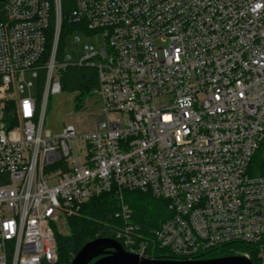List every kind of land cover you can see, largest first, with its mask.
Here are the masks:
<instances>
[{
	"label": "built area",
	"instance_id": "built-area-1",
	"mask_svg": "<svg viewBox=\"0 0 264 264\" xmlns=\"http://www.w3.org/2000/svg\"><path fill=\"white\" fill-rule=\"evenodd\" d=\"M67 5L80 32L105 38L77 60L58 57L63 0H6L0 11V264H61L57 230L112 191L128 251L192 260L239 242L251 248L234 255L264 264V175L251 170L264 142V0ZM70 65L97 70L103 115L54 134L48 104ZM126 190L168 202L152 241Z\"/></svg>",
	"mask_w": 264,
	"mask_h": 264
},
{
	"label": "trees",
	"instance_id": "trees-1",
	"mask_svg": "<svg viewBox=\"0 0 264 264\" xmlns=\"http://www.w3.org/2000/svg\"><path fill=\"white\" fill-rule=\"evenodd\" d=\"M70 0H63L64 15L63 27L61 33V41L58 50V57H61L65 52L66 37L79 27L68 21ZM3 7V2H0V11ZM52 36L53 21L51 22ZM51 43L48 44L46 55L50 53ZM44 72V71H43ZM42 72V76H43ZM61 84L63 91H78L77 106L81 105V99L89 95H93L98 87V73L94 67L70 65L61 73ZM253 173L264 175V142L261 148L256 152L251 165ZM125 203L130 208L132 221L139 225V232L142 238L153 239L154 230L158 229L161 223L172 215L169 210L168 202L165 199L157 198L149 192L141 190H126L124 191ZM120 211V201L117 194L112 191L94 197L86 202L80 212L76 215L69 216L67 219V233H62L57 230V242L59 248V256L61 264H71L73 258L83 248V246L96 238L109 237L116 238V230H119L125 225L122 217L117 216ZM249 245L232 242L223 246L214 248L205 256V258H217L234 255L236 251H245L250 249ZM151 258H161L166 255L169 258L175 256L170 254L165 249L157 248L152 251ZM254 264H259L257 258L252 255Z\"/></svg>",
	"mask_w": 264,
	"mask_h": 264
},
{
	"label": "rangeland",
	"instance_id": "rangeland-1",
	"mask_svg": "<svg viewBox=\"0 0 264 264\" xmlns=\"http://www.w3.org/2000/svg\"><path fill=\"white\" fill-rule=\"evenodd\" d=\"M77 35L82 38L79 43L75 41V36ZM86 44L101 47L105 45L104 35L99 33L88 37L85 33L75 30L66 37L65 52L71 54L73 59L77 60L80 58L81 50ZM30 78L31 76H28L27 80H31ZM35 83L33 95L37 96L38 86L37 82ZM78 95V91H62V93L51 96L45 118V126L52 133L58 134L62 132L64 127L69 124H73L78 130H89L95 126L99 116L103 115L100 100L95 92L93 95L81 99V105L79 106H77L79 101L77 100ZM60 232L67 233V225H63Z\"/></svg>",
	"mask_w": 264,
	"mask_h": 264
},
{
	"label": "water",
	"instance_id": "water-1",
	"mask_svg": "<svg viewBox=\"0 0 264 264\" xmlns=\"http://www.w3.org/2000/svg\"><path fill=\"white\" fill-rule=\"evenodd\" d=\"M6 0H0L4 2ZM71 264H254L242 255L204 259L150 258L128 251L117 239L99 237L87 242Z\"/></svg>",
	"mask_w": 264,
	"mask_h": 264
}]
</instances>
